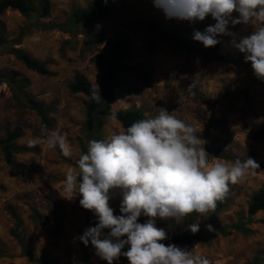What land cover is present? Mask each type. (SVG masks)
<instances>
[{"label": "rangeland", "instance_id": "374dc122", "mask_svg": "<svg viewBox=\"0 0 264 264\" xmlns=\"http://www.w3.org/2000/svg\"><path fill=\"white\" fill-rule=\"evenodd\" d=\"M93 1L51 0L46 18H27L12 9L0 14V35L4 41L0 44V140L10 132H20L13 142L12 160L29 173L27 177L11 169L0 145V264H40V261L83 264L79 240L85 229L96 226L98 217L93 213L91 224L87 225L77 206V196L64 198L65 173L69 167H75L81 154H86L90 140L106 139L123 128L118 121L105 117L99 131L86 130L89 99L83 94H72L69 87L75 77L81 76L98 92L105 68L94 59L108 58L110 43L118 36L132 45V54L125 65L134 70L121 74L111 112L139 109L146 118L164 108L197 130L196 134L207 141L205 150L210 156L225 161L252 158L260 166L236 184H229V191L217 201L223 206L212 222L216 229L245 223L247 235L231 230L228 236H217L207 244L177 246L192 249L212 264H264V211L252 218L247 214L251 195L264 189V140L252 138L253 132L264 126V81L255 77L251 64L244 62V54L233 46V40L238 43L241 37L250 35L253 26L229 24L227 32L234 36L217 37L220 43L216 46L221 54L236 59L238 64L213 62L200 67L198 56L168 51L163 44L149 40L145 25L133 26L132 22L142 16L179 32L196 45H203L193 40V32H203L214 25L211 16L195 23L169 20L152 6V0H108L109 14L98 24L72 25V13ZM30 3L38 7L39 0ZM96 31L104 32V42L86 45ZM15 49L43 63L47 74L28 70L15 58ZM7 77L20 81L23 87L15 88ZM242 88H247V99L238 92ZM29 99L46 113L48 127ZM45 127L67 134L69 157L59 147L29 146V141L41 135ZM110 197L114 215L121 216L120 190L115 189ZM54 207L63 216L57 240L51 234ZM209 214L210 211L204 216L198 214L194 221L200 222L198 232L205 230ZM185 223L186 218L181 223L174 218L156 220L158 228L174 233L181 232ZM104 231L107 234L109 230ZM87 251L90 264H107L96 255L90 242ZM113 264L129 261L121 255Z\"/></svg>", "mask_w": 264, "mask_h": 264}, {"label": "clouds", "instance_id": "9594fccd", "mask_svg": "<svg viewBox=\"0 0 264 264\" xmlns=\"http://www.w3.org/2000/svg\"><path fill=\"white\" fill-rule=\"evenodd\" d=\"M166 19L195 23L211 16L216 22L203 32L194 30L193 40L205 48L216 46L229 24L252 25L250 35L243 36L233 46L244 54L253 74L264 81V0H152ZM237 15H233V14ZM100 95V94H99ZM97 98V94H93ZM116 119L115 114L111 117ZM197 130L160 108L155 116L133 122L103 140H90L86 154H81L75 167H69L63 181L66 199L81 197L80 206L94 213L98 223L85 229L80 241L89 242L96 255L113 262L121 255L129 264H212L187 247L165 244L167 233L156 226L157 218H174L181 223L197 213L206 215L215 209L217 201L249 172L259 169L252 158L234 161L210 156L206 140ZM59 147L65 157L71 155L67 134L44 128L33 137L29 146ZM211 158V159H210ZM122 195L121 216L110 207V190ZM141 215L147 217L139 223ZM197 221L188 226L195 234ZM213 231L212 225H207ZM105 229L109 231L105 234ZM126 237V239H124ZM127 246V251H122Z\"/></svg>", "mask_w": 264, "mask_h": 264}, {"label": "trees", "instance_id": "16d2710c", "mask_svg": "<svg viewBox=\"0 0 264 264\" xmlns=\"http://www.w3.org/2000/svg\"><path fill=\"white\" fill-rule=\"evenodd\" d=\"M50 1L51 0H39L38 7H34L30 3V0H0V14L7 9H12L27 18H32L35 16L38 18H46L49 16L51 10ZM151 4L154 6L152 1ZM108 14V0H94L86 8L75 10L72 13L70 23L72 25L94 26L105 19ZM141 24L147 27L149 40H155L156 42L163 44L168 49V51L172 53H183L187 56H198L200 67H204L213 62H221L229 65L238 64L236 59L222 55L217 46L205 48L203 45H196L184 38L179 32L171 28L161 26L154 20H144L142 16H139L132 22L133 26H138ZM104 40V32L96 31L90 35L89 39L85 43L86 45H97L104 42ZM17 41H19V39H17ZM3 43L4 41L0 35V44ZM109 48L110 56L108 58L95 57L94 59L98 65L105 68V74L98 92H95L89 82L81 76L75 77L69 87L72 94H83L89 99L86 104L85 125V129L88 131H99L101 129L103 119L105 117H112L113 114H115V120L120 123L123 129H126L133 122L144 118L142 111L139 109L118 110L116 112L110 111V105L114 99L113 93L118 91L121 85V74L131 72L134 69L125 65V62L132 54V45L128 40L118 36L111 41ZM148 48H151L150 44L148 45ZM13 54L15 58L23 63V65L28 70L36 72L40 75L47 74V70L43 63L31 58L22 50L15 49ZM6 79L17 89H21L23 87V83L20 81H16L8 77ZM238 92L241 93L246 99L248 98L247 88L239 89ZM94 93L97 94V98H93ZM28 102L31 104L32 108L36 110L37 113L42 117L43 122L48 127L49 122L46 119V113L38 109L31 99H29ZM19 136L20 132L18 130L10 132L3 140H0V145L2 146L6 164L11 169L28 177L29 173L27 170L14 165L12 160L14 153L13 142L19 138ZM252 138L254 140H264V126L253 132ZM114 190L115 189L110 190V196L113 195ZM80 199L81 197L77 196V206L83 213L86 224L90 225L93 212L83 209L79 204ZM222 206L223 205L221 203H217L215 209L210 211L206 221V226L212 225L214 216L222 208ZM259 211H264V189L255 191L248 201L247 214L249 218H252ZM51 214L54 218V228L51 230V234L52 238L57 240L63 220L62 211L54 207L51 210ZM197 216V213H193L192 215L186 217L185 227L181 232L174 233L172 230H167V239L162 241V243L190 246L193 243L207 244L214 240L217 236L226 237L230 234L231 230L239 231L243 235H247L249 233L245 223H242L224 226L219 229L214 228L212 225L214 229L213 231H208L207 227L205 226V230L203 232H197L193 234L188 230V226L194 223ZM144 219L145 216L141 215V217L138 219V222L142 223ZM35 220L39 221V218L35 217ZM79 245L82 253V263L90 264L88 261L87 246H85L80 240ZM122 251H127V246ZM40 264L48 263L40 261Z\"/></svg>", "mask_w": 264, "mask_h": 264}]
</instances>
